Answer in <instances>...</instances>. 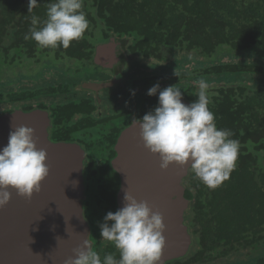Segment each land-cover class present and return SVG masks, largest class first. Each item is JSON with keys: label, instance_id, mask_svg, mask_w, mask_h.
I'll return each instance as SVG.
<instances>
[{"label": "trees", "instance_id": "trees-1", "mask_svg": "<svg viewBox=\"0 0 264 264\" xmlns=\"http://www.w3.org/2000/svg\"><path fill=\"white\" fill-rule=\"evenodd\" d=\"M37 2L38 6L29 12L28 0H0V70L8 73L7 84L19 80L9 75L23 60L38 62L52 55L58 61L84 63L91 59L95 45L110 36L129 40L130 54L140 60L168 62L183 52H195L204 59L196 62L197 71L149 76L138 80L134 87L136 92L148 91L158 83L163 90L170 80L192 103L199 91L196 81L203 78L209 86L208 107L217 127L230 130L231 139L240 144L235 167L220 186L208 188L192 170L183 182L189 200L184 220L198 246L195 262L186 264H210L213 252L217 258L227 259L255 249L260 257L254 264H264V0H83L89 27L67 49L42 48L36 41L25 39L33 27V15L41 22L47 19L50 0ZM179 65L180 60L175 58L167 66L172 73ZM45 85L34 89L19 80L10 92L0 94V103H22L24 111L31 110L32 105L49 109L54 136L59 140L73 132L78 138L88 132L93 145L86 147L82 205L90 227L89 241L101 259L108 253H115L118 259L114 245L102 240L100 225L108 212L117 211L119 180L110 160L120 131L103 139L105 133L99 124L103 120L96 116L93 98H75L73 86L69 89L63 81L56 86ZM68 96L69 100L61 101ZM141 97L146 98L139 119L156 108L159 93ZM88 126L96 127L92 130L96 137Z\"/></svg>", "mask_w": 264, "mask_h": 264}, {"label": "clouds", "instance_id": "clouds-1", "mask_svg": "<svg viewBox=\"0 0 264 264\" xmlns=\"http://www.w3.org/2000/svg\"><path fill=\"white\" fill-rule=\"evenodd\" d=\"M37 6V0H28L29 12ZM46 16L41 22L33 15V27L25 36L42 48L67 49L89 27L83 0H50ZM196 83L199 85L197 99L188 105L182 103V92L176 85L163 90L158 83L152 86L147 95L159 93L158 106L142 119L133 120V125L139 126L145 148L159 156L162 171L173 164L190 165L195 177L214 189L229 179L240 144L231 139L230 130L217 127L215 115L208 107L206 81L200 79ZM11 128L8 144L0 149V209L10 202L9 189L31 199L49 175L47 153L37 148L34 129L12 124ZM123 201L124 206L115 213L108 212L100 225L102 240L114 245L119 258L115 253H108L101 259L86 239L74 251V258L67 259L65 264H160L166 245L162 213L153 211L147 201H138L126 190Z\"/></svg>", "mask_w": 264, "mask_h": 264}, {"label": "water", "instance_id": "water-1", "mask_svg": "<svg viewBox=\"0 0 264 264\" xmlns=\"http://www.w3.org/2000/svg\"><path fill=\"white\" fill-rule=\"evenodd\" d=\"M116 43L111 36L107 43L98 45L93 63L101 66L98 54L101 57L105 50L112 52L117 44H128V40ZM109 86L85 83L83 88L98 93ZM182 103L190 104L184 98ZM11 124L34 129L37 148L47 153L49 175L31 199L9 189L10 202L0 209V264H65L67 259L74 258V251L81 248L86 239L92 247L82 205L85 152L77 143L51 142L48 137L50 119L41 110H15L1 115L0 149L8 144ZM114 152L116 156L110 166L120 183L117 210L124 206V190L138 201H147L153 211L159 210L164 218L166 245L160 264L186 257L193 240L184 220L189 200L183 180L189 176L190 165L173 164L162 171L159 156L145 148L139 126L133 122L120 133Z\"/></svg>", "mask_w": 264, "mask_h": 264}, {"label": "rangeland", "instance_id": "rangeland-1", "mask_svg": "<svg viewBox=\"0 0 264 264\" xmlns=\"http://www.w3.org/2000/svg\"><path fill=\"white\" fill-rule=\"evenodd\" d=\"M195 54V55H194ZM176 58L177 60H180V65L178 67H175V71L173 68V72L171 67L168 66H162V65H158L155 64L153 62H155L154 60H139V61H135L133 63V65L129 68H127V70L125 71V75L127 74L130 78H134L133 82L138 81L140 79L143 78H149V76H168L169 74L173 75L174 73H190V72H194L197 70L196 67L198 66L196 62L202 61L204 59H202L199 56H196L195 52H183V53H179L176 54V56H174L173 58L171 57L170 60L168 61L167 65L171 64L174 59ZM29 62V61H27ZM23 66V65H22ZM30 66L28 65V67H21L19 66V72H16V68L12 69L15 70L12 72V75L10 73L9 78L12 79H19L20 81H22V85H25L26 83H28L29 85H31L32 87H34V89H39L41 87H43L42 85L49 83L52 84L54 86H56L58 83H60L61 81L64 82V84L69 85V89L71 88V85H77L78 83H80V87L83 88L84 83L89 82L91 80H99L102 78L99 77H103V78H107L108 76H103L102 72L100 73H96L95 67L90 66L88 64H84V63H80L76 60L74 61H69V60H65V62L63 61H58L56 59L53 58L52 55H49L48 57H43L41 58V62L34 68L30 69ZM21 70V71H20ZM30 70V72H29ZM53 71V72H50ZM184 71V72H183ZM3 71L0 70V94L6 92H10V88H12V86L14 85V83L19 82V80H12L11 84L8 83L7 84V74L4 73L3 75ZM126 77L125 80V85H128V82L130 81V79ZM162 79V78H161ZM203 79V78H201ZM178 82H180L181 84H184L183 81L178 80ZM5 83V87L2 86ZM49 84H46L44 87H48ZM192 85L195 84V82H191ZM126 85V87H127ZM173 85V82H171L170 80L167 82V84L165 85L166 87ZM78 87V85L73 89V92L75 93V98L78 96H87V92H82L84 89H81ZM133 87L128 86V89L126 88L124 91L121 90L120 92H118V98L119 100H124L117 102V100L114 102L115 103H119L121 106L125 105L124 107V111L127 110L129 108V111H134L135 113L141 108V102H140V98L143 95H146L148 91L146 90H141L139 92L137 91V88H133L134 91L131 94V90ZM81 92V93H80ZM134 93V95H133ZM71 98V96H68V98H61V101H67ZM110 100V99H109ZM125 103V104H124ZM22 104H11V103H0V112L2 111H6V110H10L14 107L19 108ZM112 114L117 113V111H111ZM111 112L109 111V115L111 114ZM119 112V111H118ZM130 121L129 120H125L122 122H116V121H110L108 124L104 125L103 127H105V129H103V131H105L106 129L110 128L111 125L114 126V128L116 127H125ZM89 130V129H88ZM91 135L96 137V134H94L91 131ZM198 252V246L196 248H194L193 253ZM192 254V253H191ZM254 258V256H245L243 255L238 256V257H230L227 258V260L225 259H221V261L223 262H227L228 263H224V264H238L236 262V260L239 261H243V263H247V261L252 260ZM219 261V262H221ZM219 262H217L216 264H218ZM204 264V263H203Z\"/></svg>", "mask_w": 264, "mask_h": 264}, {"label": "flooded vegetation", "instance_id": "flooded-vegetation-1", "mask_svg": "<svg viewBox=\"0 0 264 264\" xmlns=\"http://www.w3.org/2000/svg\"><path fill=\"white\" fill-rule=\"evenodd\" d=\"M110 37L107 38L106 41L98 43L97 45H95L93 54L91 56V59L89 61L84 62V64H88V65H90L92 67L94 66L95 70H96V73L102 72L103 76H105V77L108 76L107 78L99 77V78H102V79L91 80V81L86 82V83H93V84H103L104 83V84L110 85L109 88H103V89H100L98 93H94V92H92L90 90L81 88L80 87V83L81 82L77 84L79 88L84 89L82 92H87L88 95L86 97L93 98L94 106H96V116L98 118H100L101 120H103V122L99 121V124L102 126L101 127L102 130L105 129V127H103V126L105 124L109 123L110 121H112V122L113 121L122 122V121H125V120H129L130 121L123 128H121V127L114 128V126L111 125L110 128H108V129H106L104 131L105 135H103L102 138L105 139V140L110 138L111 134L113 132H115L116 130L120 131L118 136H117V138H118L120 133L124 129H126L127 127H129L132 124L133 120L139 119L138 118L139 115L141 113H143V111H144V98H146V97H144V98L141 97L140 98V102H141L142 105H141V108L136 113L134 111H129V108L124 111L125 105L121 106L119 103H115L114 102V100L115 101L117 100V102H120V101L125 102L124 100H121V99L119 100L118 92H120L121 90L124 91L126 88L128 89V86H131V87L135 88L134 84H136L137 81L133 82L134 78H130L127 74L125 75V71L127 70V68L131 67L135 61H139L140 59L138 60V58L136 56L130 54V52H129V45H130L129 40H128V44H125V45L124 44H117V43H120V42H122L124 40H127V39H118V38L114 37L115 40L117 41V43H116L117 46H116L115 50H113L112 52L111 51L108 52V51L105 50V53H103V55L101 56L102 58L98 54L97 61H98V63H100V65L102 67L99 66V65H96L95 63H93V57L95 55V48L98 45H100V44L107 43L109 41ZM109 54H110V56H109ZM100 58H101V60H100ZM150 60H152V59H150ZM27 61H29V62H27ZM154 61L155 62H153V63L158 64V65L163 64L164 66L165 65L167 66V63H168L167 61H161V62H158L156 60H154ZM40 62H41V59H39L38 62L34 61V60H23V62L20 63V66L21 67H28V65H29L30 66L29 68L32 69V68L36 67ZM0 69H1V61H0ZM16 71L19 72V69L16 68ZM29 72H30V70H29ZM50 72H53V71H50ZM125 76H127L130 79V81L128 82V85L126 84L127 87L125 85V80H126ZM77 85H71V86H73V89H74ZM133 88L131 90V94L134 91ZM76 98L80 99V97H78V96ZM41 102H43V101H41ZM15 104H19V103H15ZM20 104H22V103H20ZM156 105H158V103ZM32 106H33L32 109L29 110V111H24L23 110V104H22L19 108L14 107V108H12L10 110H7L9 112H7V111H5V112L6 113H11V112H13L15 110H21L23 112H31V111H34V110H41V111L46 112L48 114L49 119H50V127L48 128L49 140L51 142H54V143H59V142L77 143L84 150L85 157H86L85 162H84V166H83V176H84L85 163H87L86 147H89V146L93 145V140L89 137L88 132H86V136L84 135V136H82L80 138H78L77 134L75 135L74 132H73L71 135L63 136V139L59 140V139H57L58 138L57 136H54V130L52 128L53 125H52V118H51L50 110L49 109L48 110L40 109V108L37 107V105H32ZM112 110L113 111H117V113L112 114V112H111ZM109 111L111 112L110 115L108 114ZM73 122H75V121H73ZM87 123H91V122L88 121ZM88 129H87L88 131H92V130H95L96 127L95 126H90ZM72 130L74 131V129H72ZM57 135H60V132ZM117 138H116V140H117ZM116 140H115V143H116ZM114 145H113V151H114ZM115 156H116V154L114 155V157ZM111 160H110V162H111ZM117 177H118V175H117ZM118 180H119V177H118ZM184 181H185V179L183 180V182ZM84 182H85V177H84ZM118 190H119V186H118ZM118 190H117V192H118ZM116 195H117V193H116ZM115 204H116V197H115ZM83 213H84V211H83ZM184 219H185V216H184ZM89 235H90V227H89ZM192 240H193V238H192ZM195 247L196 246L194 244V241H192L191 249H190V251H189V253H188V255L186 257H184L182 259H179V260L167 262L166 264H186V263H191L190 262L191 260H193V262H195L194 259H193L194 257H196V252L193 253V250H194ZM243 255H245V256H252L253 255L254 258L252 260L247 261V263H243V261L236 260V262L238 264H254L255 263V259H258L260 257L259 254H258L257 249L252 250L250 252H245ZM243 255H241V257ZM225 260H227V259H225ZM219 261H221V259L217 258V254L213 252L209 263L210 264H216ZM224 263H228V261L227 262L226 261L225 262L221 261L218 264H224Z\"/></svg>", "mask_w": 264, "mask_h": 264}]
</instances>
